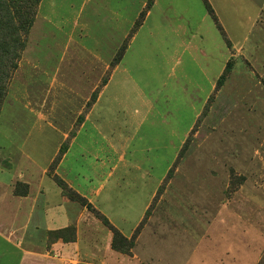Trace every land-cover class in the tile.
<instances>
[{
	"label": "rangeland",
	"instance_id": "374dc122",
	"mask_svg": "<svg viewBox=\"0 0 264 264\" xmlns=\"http://www.w3.org/2000/svg\"><path fill=\"white\" fill-rule=\"evenodd\" d=\"M0 129L58 264H264V0H0Z\"/></svg>",
	"mask_w": 264,
	"mask_h": 264
},
{
	"label": "crops",
	"instance_id": "0c3cea01",
	"mask_svg": "<svg viewBox=\"0 0 264 264\" xmlns=\"http://www.w3.org/2000/svg\"><path fill=\"white\" fill-rule=\"evenodd\" d=\"M11 135L10 130L0 129L4 140L11 142ZM14 168L5 169L0 162V243L5 247L0 254L8 256L6 262L17 259L18 264H58L54 256L57 245L47 246L45 239L47 232L68 220L66 211L63 214L58 211L64 207L59 204L62 196L51 200L44 185L46 179L32 180ZM15 181L26 184L28 193L15 194L12 190ZM58 190L55 189L56 196Z\"/></svg>",
	"mask_w": 264,
	"mask_h": 264
},
{
	"label": "trees",
	"instance_id": "16d2710c",
	"mask_svg": "<svg viewBox=\"0 0 264 264\" xmlns=\"http://www.w3.org/2000/svg\"><path fill=\"white\" fill-rule=\"evenodd\" d=\"M20 29V28H22V26H18L17 27V29ZM15 40H16V38H15ZM57 183L62 187V190H65V185H64V183H62L60 180H58L57 181ZM68 192V195H69V197L70 198H72V199H74V200H77V201H79L80 203H82V204H88V203H85L84 202V199H83V197H79V196H76V195H74L72 192H70V191H67ZM119 242H123L124 243V245H125V248L123 249V252H128V250L132 247V245H133V239H131V240H129V241H127L126 239H123L122 237H120L119 236V234L116 232V231H114V236H113V241H112V247L114 248V249H118L119 248Z\"/></svg>",
	"mask_w": 264,
	"mask_h": 264
}]
</instances>
